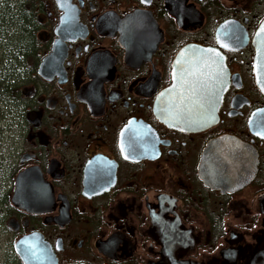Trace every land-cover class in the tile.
Returning a JSON list of instances; mask_svg holds the SVG:
<instances>
[{"label":"flooded vegetation","instance_id":"1","mask_svg":"<svg viewBox=\"0 0 264 264\" xmlns=\"http://www.w3.org/2000/svg\"><path fill=\"white\" fill-rule=\"evenodd\" d=\"M33 14L26 79L0 85V264L48 250L55 264H264V0H36ZM189 48L226 78L195 130L156 112Z\"/></svg>","mask_w":264,"mask_h":264},{"label":"water","instance_id":"2","mask_svg":"<svg viewBox=\"0 0 264 264\" xmlns=\"http://www.w3.org/2000/svg\"><path fill=\"white\" fill-rule=\"evenodd\" d=\"M66 21H61L59 29L64 30ZM264 27L259 33V52L256 64L258 87L264 93ZM60 46L55 43L52 53L43 60L39 73L49 72V66L57 61ZM225 70L221 60L209 50L189 48L181 52L172 65L171 84L160 94L156 102L159 119L166 125L195 130L205 128L216 120V113L225 90ZM34 237L24 238L16 248L35 246ZM19 252V250H18ZM26 264H38V259H29L21 253ZM264 263V260H263ZM45 264H55V259L47 251Z\"/></svg>","mask_w":264,"mask_h":264},{"label":"trees","instance_id":"3","mask_svg":"<svg viewBox=\"0 0 264 264\" xmlns=\"http://www.w3.org/2000/svg\"><path fill=\"white\" fill-rule=\"evenodd\" d=\"M19 13L30 15L32 24L29 29V40L24 37L22 32L26 28V22L21 23L19 38L14 39V27L9 24L6 25L2 19L5 15ZM39 29L40 25L34 14L26 11L23 7L0 8V85L7 84V81H11L14 85H20L25 81L28 72L27 60L35 55L39 49L36 37Z\"/></svg>","mask_w":264,"mask_h":264},{"label":"rangeland","instance_id":"4","mask_svg":"<svg viewBox=\"0 0 264 264\" xmlns=\"http://www.w3.org/2000/svg\"><path fill=\"white\" fill-rule=\"evenodd\" d=\"M4 2V3H2ZM35 2L36 0H0V8H18V7H23V9H26V11L30 12L33 14L34 7H35ZM2 3V6H1ZM4 17V18H3ZM2 19L6 23V25L13 26L14 30L13 31V37L14 39L19 38V27L21 23L26 22V28L22 31L24 34V37L29 40L30 35H29V29L31 27V19L30 15L28 14H11V15H5L3 16ZM1 19V20H2ZM41 26V24H39ZM42 28V26H41ZM43 29V28H42ZM39 37V32L37 33V38Z\"/></svg>","mask_w":264,"mask_h":264}]
</instances>
